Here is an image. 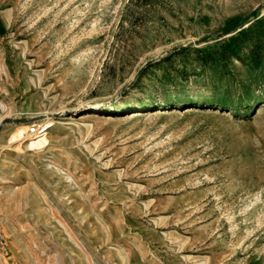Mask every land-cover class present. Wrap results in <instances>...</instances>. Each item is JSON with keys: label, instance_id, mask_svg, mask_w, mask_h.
Instances as JSON below:
<instances>
[{"label": "rangeland", "instance_id": "obj_1", "mask_svg": "<svg viewBox=\"0 0 264 264\" xmlns=\"http://www.w3.org/2000/svg\"><path fill=\"white\" fill-rule=\"evenodd\" d=\"M0 264H264V0H0Z\"/></svg>", "mask_w": 264, "mask_h": 264}, {"label": "built area", "instance_id": "obj_2", "mask_svg": "<svg viewBox=\"0 0 264 264\" xmlns=\"http://www.w3.org/2000/svg\"><path fill=\"white\" fill-rule=\"evenodd\" d=\"M54 126H55L54 122L43 121L42 123L38 125L31 126L29 128V133L32 136L41 138V137L46 136L54 128Z\"/></svg>", "mask_w": 264, "mask_h": 264}, {"label": "bare ground", "instance_id": "obj_3", "mask_svg": "<svg viewBox=\"0 0 264 264\" xmlns=\"http://www.w3.org/2000/svg\"><path fill=\"white\" fill-rule=\"evenodd\" d=\"M142 116H143V113L134 112V113H131L128 118L132 119V120H135V119L141 118ZM89 118L96 119V116L95 115H89L88 117L83 118L81 121L88 122L89 120H91ZM16 253H19V252H16Z\"/></svg>", "mask_w": 264, "mask_h": 264}]
</instances>
